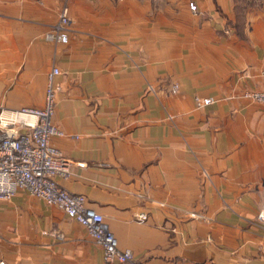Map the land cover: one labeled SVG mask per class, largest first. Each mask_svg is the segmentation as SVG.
Wrapping results in <instances>:
<instances>
[{
  "label": "crops",
  "instance_id": "crops-1",
  "mask_svg": "<svg viewBox=\"0 0 264 264\" xmlns=\"http://www.w3.org/2000/svg\"><path fill=\"white\" fill-rule=\"evenodd\" d=\"M63 8L67 42L46 41ZM53 67L50 141L71 162L54 179L119 248L140 264H264V103L243 97L264 89V0H0V106L42 107ZM0 260L110 264L24 191L0 199Z\"/></svg>",
  "mask_w": 264,
  "mask_h": 264
},
{
  "label": "built area",
  "instance_id": "built-area-1",
  "mask_svg": "<svg viewBox=\"0 0 264 264\" xmlns=\"http://www.w3.org/2000/svg\"><path fill=\"white\" fill-rule=\"evenodd\" d=\"M192 11L197 10L194 1L189 2ZM70 18L65 8L57 22L44 33L46 41L66 43ZM53 67L47 73L44 104L40 108L21 107L7 110L0 106V199L8 200L19 191L42 200L49 206H58L65 215L84 227L86 233L103 251L106 263L140 264L129 249H121L113 232L104 223L103 216L86 205V198L73 194L57 184L55 176H67L71 162L52 145L51 138L61 136V130L52 122L56 94L60 90ZM264 83V68L260 72ZM178 86L174 85L175 92ZM243 97L264 103V89L246 91ZM211 98H195L197 107L211 103ZM146 215L138 216L139 222ZM193 218L204 217L191 213ZM256 220L264 227V208L258 210ZM0 264H5L0 260Z\"/></svg>",
  "mask_w": 264,
  "mask_h": 264
}]
</instances>
